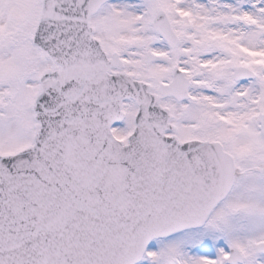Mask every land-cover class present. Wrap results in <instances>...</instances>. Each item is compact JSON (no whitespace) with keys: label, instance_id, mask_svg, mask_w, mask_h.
<instances>
[{"label":"snow or ice","instance_id":"obj_1","mask_svg":"<svg viewBox=\"0 0 264 264\" xmlns=\"http://www.w3.org/2000/svg\"><path fill=\"white\" fill-rule=\"evenodd\" d=\"M0 264H264V0H0Z\"/></svg>","mask_w":264,"mask_h":264}]
</instances>
